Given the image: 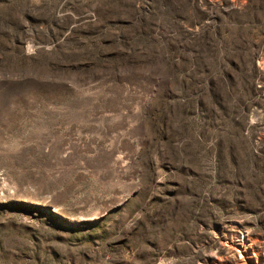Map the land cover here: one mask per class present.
Instances as JSON below:
<instances>
[{"label":"rangeland","instance_id":"374dc122","mask_svg":"<svg viewBox=\"0 0 264 264\" xmlns=\"http://www.w3.org/2000/svg\"><path fill=\"white\" fill-rule=\"evenodd\" d=\"M0 264H264V0H0Z\"/></svg>","mask_w":264,"mask_h":264}]
</instances>
